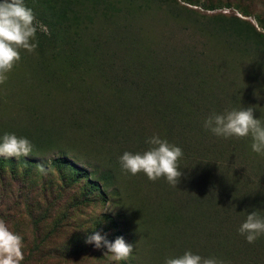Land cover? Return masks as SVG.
Returning a JSON list of instances; mask_svg holds the SVG:
<instances>
[{
  "label": "trees",
  "instance_id": "16d2710c",
  "mask_svg": "<svg viewBox=\"0 0 264 264\" xmlns=\"http://www.w3.org/2000/svg\"><path fill=\"white\" fill-rule=\"evenodd\" d=\"M119 1L136 3L124 8L127 15L138 14L143 6L153 5L176 22L178 34L162 32L154 40L145 34L137 37L130 21L121 18L124 12L117 8ZM24 3L50 33L37 29L39 44L35 53L40 61L46 54L74 67L75 52L89 56L84 47H90L96 84L88 97L95 98V103L83 104L85 98H80L78 92L65 116L48 118L52 123L0 126V137L14 133L27 138L34 148L27 157H0L2 179L5 170L17 175L13 203L27 199V189L35 185L30 175L32 168L40 165L34 150L52 145L58 153L50 157V165L58 180L45 175L44 184L52 187H48L43 211H51L63 194L74 196L76 191L75 200L64 211L65 219L79 203L96 198L102 202L110 198L118 204L112 214L101 213L111 227L105 236L109 242L122 237L134 247L137 234L144 229L155 235L178 233V244L172 246H165L153 235L142 236L152 243L158 242L164 253L177 256L189 250L204 255L230 254L237 243L239 248V237L236 242L226 233L213 230L207 221L189 222L182 211L188 207L197 210L211 207L246 217L255 210L264 218V154L252 151L251 136L218 137L203 126L212 112L220 114L226 109L247 107L237 104L240 93L243 98L256 88L257 92H263L260 89L264 87L257 83L261 78L264 80V33L242 18L197 13L176 0H24ZM201 5L204 10L211 8L202 2ZM96 13L107 26L98 32L90 28ZM210 37L221 45L213 51L206 42ZM103 93L115 99L109 101ZM45 100L54 101L50 96ZM253 114L254 118H262L255 111ZM80 130L82 134L77 136ZM61 132L76 137L77 144L71 145L94 152L90 160L84 161L87 166L61 150L64 146ZM154 134L183 151L178 161L182 175L176 188L164 177L150 181L143 172L132 175L121 169L119 157L126 151L143 153L150 147L146 140ZM99 157L98 163L93 164L92 159ZM44 191L42 188L45 196ZM32 199L31 204L28 199L25 207L27 215L33 214L35 208L40 211L38 202L34 204ZM122 205L128 208L119 210ZM200 234H204L202 239ZM208 236L214 237V243H208Z\"/></svg>",
  "mask_w": 264,
  "mask_h": 264
},
{
  "label": "rangeland",
  "instance_id": "374dc122",
  "mask_svg": "<svg viewBox=\"0 0 264 264\" xmlns=\"http://www.w3.org/2000/svg\"><path fill=\"white\" fill-rule=\"evenodd\" d=\"M176 1L188 5L189 8L194 9L197 13L219 16L234 15L236 18L247 20L257 30L264 33V0H192L194 3L185 0ZM201 2L204 5H211V8L202 9ZM117 5V8L122 9V13L124 12L121 18L125 17L130 21L131 27L135 29L139 38L145 34L147 38L154 40L162 32L178 34V31L175 33L178 27L176 22L170 21L163 11H157L153 5H150L151 7L148 6V8L143 6L137 12L138 14L135 13V15H127L124 11V8L128 6H135L136 3L134 1L126 2L125 4L119 1ZM98 15L96 13L90 23V28L97 32L107 27ZM39 24L43 25L40 22ZM96 27L99 30H96ZM37 29L39 30L40 28L38 27ZM206 42L212 51L221 46L213 37H210ZM89 48V46L84 47L89 56L85 53L80 56L79 52H75V55H73V59H75L73 61L74 67L67 64L65 60L60 61L56 58H50L46 54L41 59V62L35 53L36 51L30 54L26 50H20L21 59L7 73V80L0 84V126L3 125L1 128L7 126L8 123L15 127H31L33 124L38 126L52 123L53 120L48 118L50 116L51 118L52 116L55 118L56 116H65L64 114L69 112L72 102L77 99L76 95H78V92L80 93V98H85V103L83 104L93 106L95 98H90L88 95L91 88L96 84L94 75L96 71H94L95 65ZM38 64H42V67H37ZM261 79L257 84L260 87H264V80L263 78ZM260 90L264 92V88ZM263 92H257L256 88L253 92L248 93L247 97L243 98L240 93L237 104H247V107L255 106L254 111L258 116L262 117L260 120L264 123ZM103 95L109 101L115 99L109 96L108 93H103ZM49 96L51 100H54L53 102L44 101ZM231 100L225 101L235 104ZM49 107L53 109L52 113L49 111ZM65 134L66 132H61L59 135L61 144L64 145L61 150L70 156H74L80 165L87 166L84 161L86 159L90 160L94 152L88 153L89 149L84 146L71 145L70 143L77 144L76 137H68V133ZM81 134L82 130L79 131L77 136ZM60 140L58 139V141ZM34 153L36 154H34L35 158H39L38 163L40 166L32 168L30 180L35 185L27 189L28 198L24 201L21 199L22 203L20 201L13 203V200L16 199L14 198V193H16L17 188L15 181L17 175H13L11 172L8 173L5 170L3 179L0 176V193H4L0 196V219L5 221L11 231L22 237L24 259L21 264H117V261H113L110 258L111 254L106 253L107 249L104 247L97 249L94 244L86 243V240L96 232H99L104 237L108 234L111 227L109 222H105L102 218L101 213L112 214L118 204L113 203L110 198H107L105 202H102L100 198H96L87 203H79L74 211L70 212L69 218L65 219L63 217L64 211L68 203L75 200L77 196L75 191L73 192L75 193L74 196L71 193L68 196L63 194L56 200L57 205L52 207L51 211H43L42 208L46 205V200L48 199V187L51 186L44 184L45 175L56 178L55 171L50 165V157L58 152H56V147L51 145L42 148L40 151L34 150ZM99 159L100 157L92 159V163H98ZM16 171L19 174L20 170L18 168ZM52 183L56 184L55 182ZM42 188H45V196ZM31 197H33L32 202L34 204L38 202L37 206L41 212L35 208V210L33 209V214L27 215L25 207L28 199L31 204ZM119 207V210L122 211L128 208L126 205ZM215 209L206 207L197 210L195 207H188L182 211V215L192 223L207 221L211 228H214L213 230L226 233L229 238L231 237L236 242L238 240L237 237H239V248L237 243V248L231 250L230 254L204 255L199 253L198 255L206 258L215 257L218 261H223L224 264H264V234L255 243H247L245 237L238 233V229L246 217L241 214L230 215L222 213ZM146 232L144 229L140 230L137 238L135 237L133 253L126 260L127 264H158V262L163 264L166 258L177 256L173 253H164L161 251L158 242L153 241L152 243L150 239L142 236L144 234L153 235L157 241H161L165 246H172L178 244V239L180 238L178 233L170 236L169 233L166 235H155ZM41 235H43V239ZM203 236L204 234L199 235L201 239ZM213 238L209 237L208 243H214ZM60 247L61 249H59ZM166 249L168 250V248ZM194 252L192 253L196 254Z\"/></svg>",
  "mask_w": 264,
  "mask_h": 264
},
{
  "label": "clouds",
  "instance_id": "9594fccd",
  "mask_svg": "<svg viewBox=\"0 0 264 264\" xmlns=\"http://www.w3.org/2000/svg\"><path fill=\"white\" fill-rule=\"evenodd\" d=\"M47 29L36 21L33 11L26 7L24 0H0V84L7 80V73L21 59L20 50L34 53L39 41L37 28ZM255 106L240 109H226L223 113H210L203 122L205 129L220 137L244 138L251 136V149L258 154H264V123L254 118ZM150 146L143 153L124 152L119 157L122 171L136 175L143 172L150 181L164 177L176 188L182 175L178 161L183 156L180 147L154 134L146 140ZM33 149L32 143L14 133H5L0 137V157H27ZM43 170V169H41ZM238 233L245 237L249 244L264 234V218L252 211L246 215ZM86 243H92L99 249L104 247L111 254L113 261H126L133 253V245L122 237L109 242L99 232L87 238ZM22 237L9 229L3 219H0V264H21L24 259ZM164 264H224L215 257H202L190 250L183 255L168 257Z\"/></svg>",
  "mask_w": 264,
  "mask_h": 264
}]
</instances>
